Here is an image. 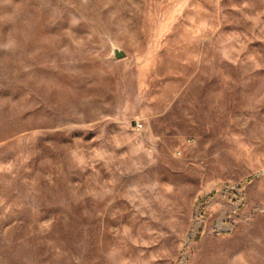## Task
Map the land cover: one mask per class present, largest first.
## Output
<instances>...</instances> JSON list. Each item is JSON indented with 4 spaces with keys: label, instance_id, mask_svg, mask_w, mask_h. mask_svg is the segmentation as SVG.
Listing matches in <instances>:
<instances>
[{
    "label": "rangeland",
    "instance_id": "rangeland-1",
    "mask_svg": "<svg viewBox=\"0 0 264 264\" xmlns=\"http://www.w3.org/2000/svg\"><path fill=\"white\" fill-rule=\"evenodd\" d=\"M0 264H264V0H0Z\"/></svg>",
    "mask_w": 264,
    "mask_h": 264
},
{
    "label": "water",
    "instance_id": "water-1",
    "mask_svg": "<svg viewBox=\"0 0 264 264\" xmlns=\"http://www.w3.org/2000/svg\"><path fill=\"white\" fill-rule=\"evenodd\" d=\"M124 53L123 52H121V51H119V50H117V49H114L113 50V57L116 59V60H120V59H122V58H124Z\"/></svg>",
    "mask_w": 264,
    "mask_h": 264
},
{
    "label": "built area",
    "instance_id": "built-area-1",
    "mask_svg": "<svg viewBox=\"0 0 264 264\" xmlns=\"http://www.w3.org/2000/svg\"><path fill=\"white\" fill-rule=\"evenodd\" d=\"M134 129H135L136 131H142V130H143V124H141L140 122H136V123L134 124Z\"/></svg>",
    "mask_w": 264,
    "mask_h": 264
}]
</instances>
